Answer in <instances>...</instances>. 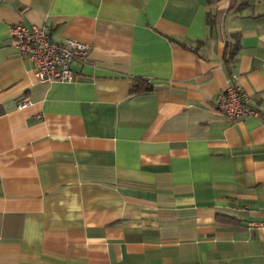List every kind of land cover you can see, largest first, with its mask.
<instances>
[{"label": "crops", "instance_id": "crops-1", "mask_svg": "<svg viewBox=\"0 0 264 264\" xmlns=\"http://www.w3.org/2000/svg\"><path fill=\"white\" fill-rule=\"evenodd\" d=\"M17 24L88 45L74 80ZM0 264H264V0H0Z\"/></svg>", "mask_w": 264, "mask_h": 264}, {"label": "built area", "instance_id": "built-area-1", "mask_svg": "<svg viewBox=\"0 0 264 264\" xmlns=\"http://www.w3.org/2000/svg\"><path fill=\"white\" fill-rule=\"evenodd\" d=\"M15 48L24 59L33 61L34 75L42 82H71L74 74L71 65L85 62L90 47L74 39L55 42L48 28L28 27L22 24L11 28ZM215 110L232 119L258 117L250 97L240 85L220 91L214 100Z\"/></svg>", "mask_w": 264, "mask_h": 264}, {"label": "trees", "instance_id": "trees-1", "mask_svg": "<svg viewBox=\"0 0 264 264\" xmlns=\"http://www.w3.org/2000/svg\"><path fill=\"white\" fill-rule=\"evenodd\" d=\"M234 54L229 55V59L226 60L227 62L233 61ZM154 90L153 86H151L146 80L136 77L134 79V88H133V94H141L146 92H152ZM220 222L224 223H232V220L227 219L226 217H220Z\"/></svg>", "mask_w": 264, "mask_h": 264}]
</instances>
